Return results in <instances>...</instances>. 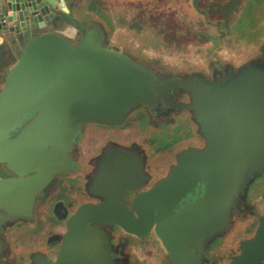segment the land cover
Listing matches in <instances>:
<instances>
[{
    "label": "water",
    "instance_id": "95a60500",
    "mask_svg": "<svg viewBox=\"0 0 264 264\" xmlns=\"http://www.w3.org/2000/svg\"><path fill=\"white\" fill-rule=\"evenodd\" d=\"M67 1L0 0V164L17 176L0 179V209L30 217L53 178L71 172L73 140L85 126L118 128L139 105L180 89L205 146L180 152L152 184L137 148L110 144L90 187L105 200L66 219L55 261H35L113 264L101 245L110 244L105 228H119L139 240L154 235L171 264H213L207 253L264 178V69L244 65L222 80L163 79L108 47L102 23L73 24ZM53 24L73 34L49 31ZM227 264H264V215Z\"/></svg>",
    "mask_w": 264,
    "mask_h": 264
},
{
    "label": "rangeland",
    "instance_id": "374dc122",
    "mask_svg": "<svg viewBox=\"0 0 264 264\" xmlns=\"http://www.w3.org/2000/svg\"><path fill=\"white\" fill-rule=\"evenodd\" d=\"M84 1L86 12L83 9L78 16L72 17L73 24L102 23L108 33V47L148 65L166 78H185L201 73L212 80L214 69L228 76L248 64L264 69V12L260 11V4L253 1L247 9H242L235 21L236 3L233 0H204L203 3L184 0L189 3V9L178 14L169 9L170 0ZM217 22L223 25L214 26ZM3 63L0 61V66ZM228 66L236 70L232 71ZM3 72L0 70V74ZM0 86L3 87V81ZM189 102L188 95L179 98L180 104ZM182 112L180 108L156 110L150 104H142L129 114L123 126L90 128L80 145L78 171L69 179L56 183L59 187L66 185L67 189H70V182L73 184L70 193L73 200L70 203L67 199L71 210L87 201L80 192L84 173L94 174L95 170H91L86 162L105 144L107 136L123 147L137 148L142 160H147L152 184L166 176L180 152L190 147L203 148L205 141L198 135L193 115ZM66 190L59 188L50 195L52 198L40 204L34 226L19 224L7 231L5 237L11 243V252L6 260L17 262L25 256L18 264H32L30 255L36 251L45 252L54 259L51 251L44 250V244L52 233L65 231L64 224H56L51 207L67 194ZM240 208V214H234L231 229L207 253L213 264H227L239 254L243 242L255 233L264 215V178L252 185L247 201ZM107 231L116 246L120 239L124 240V253L130 264H171L155 236L135 240L120 230ZM59 240L52 241L50 246H56Z\"/></svg>",
    "mask_w": 264,
    "mask_h": 264
},
{
    "label": "flooded vegetation",
    "instance_id": "af4514ba",
    "mask_svg": "<svg viewBox=\"0 0 264 264\" xmlns=\"http://www.w3.org/2000/svg\"><path fill=\"white\" fill-rule=\"evenodd\" d=\"M235 3H236V8H237L238 4H237V2H235ZM236 8L233 11H235ZM209 24H211V23H209ZM213 25L216 27H221L223 25V23L217 22ZM228 67L231 68L232 71H233V69L236 70L232 66H228ZM220 68L223 69L225 67H220ZM197 74H201V73H197ZM201 75L203 77L207 78L204 74H201ZM159 76L163 79H166V80L172 79V78H166L164 75H161V74H159ZM192 76H194V75H192ZM192 76H190V77H192ZM226 76L227 75L221 74L218 71L216 72L214 69L212 80H222ZM2 81H3V77H2V74H0V82H2ZM1 86H0V89H1ZM183 95H188V94H186L184 91L178 89L175 92H173L172 94L164 96V99L157 101L156 103H154L152 105V107H154L156 110H160L161 108L162 109H164V108H167V109L177 108V109H179L180 108L183 111L182 113L189 112L191 114V117H192L191 111L185 110L182 107L186 104H180L179 103V98ZM154 112L158 113L156 111H154ZM28 123H29V121H25L24 124L22 126L18 127L15 132L11 133L12 136L13 137L17 136L20 133L21 129H23V127H25ZM92 127L111 128L108 126L91 124V125L85 126L81 132L76 134V136L73 140L74 141V147H73V150L70 154L71 158H72L71 172H69L65 175L57 176V177L53 178L51 183L35 198V205L33 208L32 215L30 217L29 216H23V215H11L8 212H6L4 209H0V263L2 262L3 264H18V263H20V261L23 262L25 260V258H26L25 256H22L20 261L18 260L17 262H15V261L13 262V261H9L8 259L7 260L5 259L8 257V255L11 252V249H10L11 243L8 240V238L5 237V234L7 233V231L10 228H13L14 226L19 225V224H22L23 226H27V225L34 226L37 223L38 208H39L40 204L42 202H44L46 199H48L50 197L52 198L53 196H50V195L56 193V191H58L59 188H62L63 190L67 189L66 185L63 184L62 187H59L56 183H58V181L61 182L65 179H69L71 176L75 175L76 172L78 171V164L77 163L79 161V155L81 153L80 145H81V143L84 142V140L87 136L88 130ZM113 128H116V127H113ZM113 140L114 139H112L110 136H107L106 140H105V144H103V146L101 148H97V150H96L97 153L94 156L92 155L88 159V161L86 162V165L88 167H92L91 170L94 169L95 173L94 174H91L90 172L84 173V180L85 181H84L83 188L81 189L80 192L87 198V201H84L82 204L94 203V202L98 203V202L105 200L104 198L96 199V197L91 195L90 187H92L93 180L100 171L99 170L100 169V163L104 158V153L107 150V147L110 146L109 141H113ZM113 142L115 144H117L115 141H113ZM15 177H17V176L13 172H11L5 165L0 164V179L15 178ZM69 186H70V189H67L65 191V193L67 192V194H63V196H61V198H58L52 204V207H51V212H52V215L55 219L56 224L57 225H59V224L63 225L64 224V227H65L64 233H58V232L52 233V235H50V237L46 240V242L44 244V250H46V252L51 251L52 254L54 255V259L49 258L48 254L45 252L36 251L30 255V259L32 260V264H36L35 259L37 256H43V257L47 258L49 261H55V259L58 256V253H59L60 248H61L62 238L66 232V219L70 215H72L74 213V211L80 205H82V204H80L74 210H71V207L69 204L73 200V195H71L70 193H72L71 188H74V186L71 182L69 183ZM67 199L69 200L70 203H68ZM188 200L190 201L191 198H189ZM108 229H111V228H105L104 230L106 231ZM119 230H120L119 228H114L113 231H119ZM152 236H154V235H152ZM59 238H60L59 244H57L56 246L55 245L50 246L52 241L55 242ZM130 238H134L135 240L138 239L136 237H130ZM109 242H110V244H108V245L102 244L101 248L103 249L104 252L109 253L111 255L112 260H113V264H130L129 260H128L129 259L128 256L124 253V250H125L124 240L120 239L117 246H116L114 243V238L111 235V237L109 236Z\"/></svg>",
    "mask_w": 264,
    "mask_h": 264
},
{
    "label": "crops",
    "instance_id": "0c3cea01",
    "mask_svg": "<svg viewBox=\"0 0 264 264\" xmlns=\"http://www.w3.org/2000/svg\"><path fill=\"white\" fill-rule=\"evenodd\" d=\"M233 1L237 2V4H238V6L234 12V15H233V20H234V18L237 19L238 15H240V12L242 11V9H245V8L247 9L250 6V4L252 3V1L255 2V4H257V5L260 4V9H261L260 11L264 12V0H233ZM200 2L203 3L204 0H200L199 3ZM84 5H86L84 0H69V1H67V6H68L70 12L74 16H78L81 13V11H83ZM169 6H170L169 9L171 10V12H175L176 14H178L179 11H186L189 9L188 8L189 3L184 2V0H170ZM49 31L66 32L67 34H70V35L73 34V32H72L73 30H71V28L64 27V26L63 27L62 26L57 27V25H55V24L50 25ZM232 37H230V38L232 39ZM2 42H3V40H2V38H0V43H2Z\"/></svg>",
    "mask_w": 264,
    "mask_h": 264
}]
</instances>
